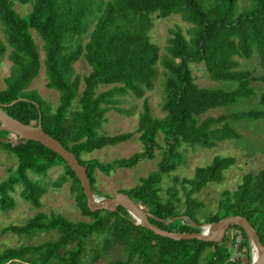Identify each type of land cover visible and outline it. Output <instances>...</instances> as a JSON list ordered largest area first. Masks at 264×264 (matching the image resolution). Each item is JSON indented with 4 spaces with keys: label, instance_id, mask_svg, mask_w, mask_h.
I'll return each mask as SVG.
<instances>
[{
    "label": "trees",
    "instance_id": "trees-1",
    "mask_svg": "<svg viewBox=\"0 0 264 264\" xmlns=\"http://www.w3.org/2000/svg\"><path fill=\"white\" fill-rule=\"evenodd\" d=\"M18 1L32 5L25 16L15 10L12 0H0L4 35V39L0 35V68L5 57L11 62L0 88V103L7 105L4 111L9 116L34 126L41 118L44 131L87 168L94 193L102 197L110 195L98 190L97 170L111 176L160 157L156 170L120 193L128 194L148 211L149 220L163 230L201 232L206 224L240 215L250 221L264 244V169L244 175L236 189L224 191L215 211H209L199 196L210 185L224 181L225 172L235 164L234 157L217 155L196 167L191 176L177 174L186 164L187 150L213 149L240 137L230 120L264 119V94L258 107L202 118L210 110L254 97L253 83H264V73L257 77L242 69L239 61L257 57L264 70V0ZM243 1L247 5L241 10ZM173 15L191 27L186 33L179 27L170 30L161 55L150 36L154 16L166 19ZM32 31L42 41L43 59ZM80 60L91 69L83 77L75 72ZM192 63L204 64L211 81L236 83V88L201 87L190 68ZM43 67L47 87L58 93L56 106L30 89ZM160 75L164 116L155 117L145 99L136 132L107 134V114L112 110L123 113L116 107L117 97L145 98ZM102 87L109 88L100 91ZM18 99L22 100L10 105ZM135 134H139L142 148L130 157L110 162L83 159L85 154L126 143ZM2 151L17 161L0 181L2 212L16 207L17 191L34 209H40L47 193L43 180L53 168L63 166L54 186L60 189L70 182L76 206L89 221L39 211L24 224L4 226L2 234L14 233L30 240L44 233L48 239L0 250V264L252 263L251 243L237 225L229 229L241 232L234 233L232 245L229 234L221 243L162 237L136 224L121 206L117 212H91L74 171L42 144L0 131ZM177 217L181 219L171 222Z\"/></svg>",
    "mask_w": 264,
    "mask_h": 264
},
{
    "label": "rangeland",
    "instance_id": "rangeland-1",
    "mask_svg": "<svg viewBox=\"0 0 264 264\" xmlns=\"http://www.w3.org/2000/svg\"><path fill=\"white\" fill-rule=\"evenodd\" d=\"M12 1L14 2L15 10L22 16L28 14L32 9L31 4L22 5L18 0ZM246 5L247 4L244 1L241 2L240 9L242 10ZM154 26L155 27L150 32V36L153 38L152 41L160 47L161 55H164L165 53L170 30L179 27L186 33L191 27V25L184 22L180 16L174 15L166 19L154 16ZM32 33L40 47V53L43 59L44 52L42 50V41L35 31H32ZM0 35L4 39L1 27ZM239 61L242 69L252 71L257 77L264 73L260 60L257 57L251 60L239 59ZM190 68L192 69L196 83H198L201 87L232 90L237 86L236 83L231 82L211 81L204 64L192 63ZM10 69L11 62L5 57L0 68V88L4 87V78L9 75ZM90 70L89 65L84 60H80L75 63V72L81 77L87 75ZM159 70L160 72L163 71L161 65H159ZM47 82V76L43 67L40 75L33 81L30 89L38 92V94L46 102L56 106L58 93L53 89H49L47 87ZM253 84L257 92L254 97L242 98L231 106L210 110L202 118L219 117L221 115L247 111L258 107L260 97L264 94V83L261 81H255ZM107 88L109 87H102L100 88V91ZM163 97L164 92L162 75L159 76L153 90L148 91L143 99H138L133 95L118 96V103L116 104V107L122 110L123 113L112 110L107 114L108 123L105 125V132L109 135H116L124 132H136L138 127V117L140 112L143 111L145 99L151 106L153 115L155 117H163ZM229 123L240 134V137L237 140L222 142L213 149L187 150L186 164L177 172L180 177H188L194 173L196 167L207 164L214 156H230L235 158V164L225 172L224 181L220 184L210 185L199 196L200 200L205 203L209 211H215L217 209L222 193L226 190L236 189L244 175L251 172L256 173L261 169H264V119L258 121L230 120ZM138 136L139 134H135L132 140L121 145L107 147L102 150L94 151L93 153L85 154L83 159H97L101 162H110L116 159L130 157L139 152L142 148L137 139ZM159 158L160 157H157L156 160L152 161H143L134 169L118 170L111 176H105L97 170L96 177L98 190L104 194L110 195V197H115L118 193H120V190L133 187L137 184L141 177H145L156 170ZM16 163L17 161L12 155L5 151L0 152V181L7 177L8 170L15 167ZM63 172L64 167L57 166L53 168L49 172L48 176L43 180V184L47 187V193L42 198V207L40 209H34L28 202L22 199L20 191H17L14 194L16 207L9 212H2L0 210V250L28 243L37 244L41 241L47 240L48 236L44 233L34 236L30 240L24 236H19L14 233H1L4 226L24 224L29 218L34 216L39 211L48 214L52 212L60 213L74 221H89L88 218L82 216L76 206L75 196L71 192L70 182L66 183L60 189L55 188L54 183ZM97 197L105 198L99 195H97ZM203 227H205V225ZM235 232L239 235L241 234L239 230H228L226 234V236L229 234L231 238L229 240V245H232L233 243L232 238ZM238 242L239 241H237V243Z\"/></svg>",
    "mask_w": 264,
    "mask_h": 264
},
{
    "label": "water",
    "instance_id": "water-1",
    "mask_svg": "<svg viewBox=\"0 0 264 264\" xmlns=\"http://www.w3.org/2000/svg\"><path fill=\"white\" fill-rule=\"evenodd\" d=\"M22 99L15 100L10 105L18 103ZM7 105L0 103V131H7L14 134L18 139L35 141L42 144L44 147L52 150L68 164V166L74 171L77 178L81 183L83 193L87 199V206L91 212L99 210H108L117 212L118 207L125 208L128 213L136 220V224L144 226L146 229L153 231L157 235L162 237L171 238L174 240H201L215 243H221L230 229L231 226L237 225L246 232L249 241L252 246V263L251 264H264V244L262 243L260 236L256 229L252 226L250 221L240 215L227 216L214 224H206L201 232H170L163 230L162 228L154 225L150 220V213L143 207H140L130 196L126 193H118L115 197L99 198L94 193L91 183L87 174V168L80 164V161L76 155L70 150L66 149L64 145L47 134L42 127V120L40 118L37 126L25 124L11 116H9L4 108ZM180 217L174 218L171 222L180 220ZM191 221L190 219H187ZM191 225L196 227L191 221ZM254 250L259 253V259H255Z\"/></svg>",
    "mask_w": 264,
    "mask_h": 264
},
{
    "label": "bare ground",
    "instance_id": "bare-ground-1",
    "mask_svg": "<svg viewBox=\"0 0 264 264\" xmlns=\"http://www.w3.org/2000/svg\"><path fill=\"white\" fill-rule=\"evenodd\" d=\"M254 256H255V259L256 260L259 259V253L257 251L255 252V255Z\"/></svg>",
    "mask_w": 264,
    "mask_h": 264
},
{
    "label": "built area",
    "instance_id": "built-area-1",
    "mask_svg": "<svg viewBox=\"0 0 264 264\" xmlns=\"http://www.w3.org/2000/svg\"><path fill=\"white\" fill-rule=\"evenodd\" d=\"M187 222L191 223V221H188V220H187ZM238 243H239V242H238ZM237 248H238V244H237Z\"/></svg>",
    "mask_w": 264,
    "mask_h": 264
}]
</instances>
